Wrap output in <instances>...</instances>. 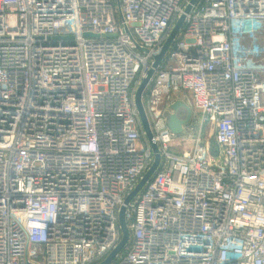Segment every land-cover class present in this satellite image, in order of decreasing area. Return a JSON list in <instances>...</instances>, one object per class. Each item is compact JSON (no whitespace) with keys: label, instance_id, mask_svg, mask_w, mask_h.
Masks as SVG:
<instances>
[{"label":"built area","instance_id":"obj_1","mask_svg":"<svg viewBox=\"0 0 264 264\" xmlns=\"http://www.w3.org/2000/svg\"><path fill=\"white\" fill-rule=\"evenodd\" d=\"M190 1L0 0V264L120 242L155 159L136 93L182 15L142 97L160 163L109 264H264V0Z\"/></svg>","mask_w":264,"mask_h":264},{"label":"water","instance_id":"obj_2","mask_svg":"<svg viewBox=\"0 0 264 264\" xmlns=\"http://www.w3.org/2000/svg\"><path fill=\"white\" fill-rule=\"evenodd\" d=\"M197 0H191L189 5L186 8V11H189L190 8L194 3H196ZM184 21V15H182L178 21L176 22L175 26L170 32V35L168 38L165 40L164 44L162 45L159 53L155 55V60L148 70L146 76L142 80L137 93H136V104L139 110L140 118L142 121V124L144 126V129L147 133L148 138L150 139L153 150L155 153V159L150 166V168L146 171L144 174L143 178L140 180L138 185L135 187V189L126 197L124 204L122 205L120 212H119V221L122 229V238L120 242L117 244V246L109 253V255L99 264H109L115 256L125 247L127 244V241L129 239V229L126 223L125 219V210H126V204L140 191V189L144 186V184L151 178V176L154 174L156 169L159 166L160 163V153L159 150L156 146V144L152 141V131L150 128L149 120L145 111V107L143 104V93L145 91V88L147 84L149 83L155 68L159 65L161 60L164 58L166 52L168 51L169 47L173 43L174 38L179 32L180 27L182 26ZM67 38H72V36H67ZM171 109L173 110L172 112L167 113V120H168V125L172 132L175 134H180L183 131V126L185 123H187L191 116H192V109L191 107L184 102L183 100H176L174 103L171 104ZM182 111L184 113H182Z\"/></svg>","mask_w":264,"mask_h":264},{"label":"rangeland","instance_id":"obj_3","mask_svg":"<svg viewBox=\"0 0 264 264\" xmlns=\"http://www.w3.org/2000/svg\"><path fill=\"white\" fill-rule=\"evenodd\" d=\"M194 113V117L197 118L198 116V113L196 111H193ZM182 113H184L182 111ZM194 127L196 126V123H194ZM192 124H190L189 126H191ZM188 132H191L190 130H188ZM207 135H208V138L210 140V142L213 141V129L211 126H208L207 128ZM173 148L178 151V152H183L185 150H188L189 148H191L192 146V142L191 140L188 139V137H186L185 135H177L176 138L174 139L173 141V144H172Z\"/></svg>","mask_w":264,"mask_h":264}]
</instances>
